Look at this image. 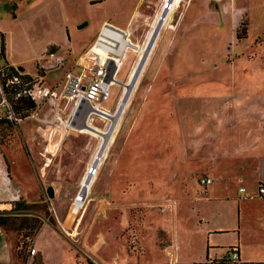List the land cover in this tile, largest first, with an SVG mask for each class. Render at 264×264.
Segmentation results:
<instances>
[{
  "label": "rangeland",
  "instance_id": "374dc122",
  "mask_svg": "<svg viewBox=\"0 0 264 264\" xmlns=\"http://www.w3.org/2000/svg\"><path fill=\"white\" fill-rule=\"evenodd\" d=\"M166 2L0 0V34L4 49L8 41L10 59L23 61L26 69L34 68V57L53 41L43 54L57 51L64 63L51 69L46 80L62 84L67 68L79 71L75 58L91 46L96 50L93 42L102 24L109 23L133 44L104 102L115 112ZM156 31L86 190H81L82 180L93 166L101 133L78 132L72 122L58 145L45 140L43 125L37 130L33 119L19 125L0 120V177L14 193L10 196H19L13 199L21 202L16 213L39 225L37 233L25 237V258L17 259L15 252L23 232L30 231L4 232L12 264L41 258L39 251L29 258L28 248L35 244L45 264H150L176 251V233L180 240L190 238L179 248L188 259L205 252L204 225L223 224L215 231L219 243L234 239L231 226L238 231L241 220L237 200L244 198L236 197L237 177L226 186L233 199L211 203L203 197L207 189L199 178L208 161L204 154L218 142L208 132L218 121L214 111L236 108L246 96L248 103L264 99V0H180L166 9ZM4 58L5 50L0 62ZM50 103L40 118L52 117ZM60 115L66 120L68 111ZM107 123L95 121L102 129ZM48 185L55 188L51 198ZM77 195L84 200L74 208ZM71 211L75 218L67 226Z\"/></svg>",
  "mask_w": 264,
  "mask_h": 264
},
{
  "label": "crops",
  "instance_id": "0c3cea01",
  "mask_svg": "<svg viewBox=\"0 0 264 264\" xmlns=\"http://www.w3.org/2000/svg\"><path fill=\"white\" fill-rule=\"evenodd\" d=\"M244 14L246 15V13ZM50 43H47L43 51L34 57L33 69H26L23 61L10 59L7 52V39L4 59L8 64L26 74L43 75L45 82L48 83L46 78L50 70H43L41 73L38 71L37 64L40 67V57ZM245 98L244 104L236 106V108L227 107L224 112L220 113L217 110L214 111L218 121H215L213 126H209L208 132L211 136H215L218 142L209 146L208 152L204 154L208 161L207 164H202L205 174L201 175L212 178V183L206 187L207 194L203 196L209 203L233 199L232 196L227 195L226 186L228 185L227 181L231 180L230 177L233 175L237 177V181L234 180L238 186L236 197L240 198L244 195V198H241V201L237 200L241 206V220H239V227L238 222L236 224L238 231L234 224L231 226V232L235 233L234 241L231 240L225 244L219 243L215 231L225 228L223 224L204 225L205 252L198 259H188L182 256V251L179 250L180 242L190 241V238L183 235L180 240V235L176 233L174 234L176 238L173 237V241L177 245L176 251L166 253V256L163 255L164 261L150 264H264V196L258 192V186L264 184V99L262 102L248 103ZM200 133L204 139L206 134L202 129ZM240 187H244L245 191L241 192ZM221 188L223 191H220ZM9 192L11 193L7 184L0 177V210H9L13 205L15 200ZM201 221L202 223L206 222V216L204 219L201 218ZM190 227L189 225L186 228V232L190 230ZM35 245H33L35 251H39L42 262L45 264V254ZM230 247L237 248L238 259L235 262L227 259ZM12 253L11 244L0 228V264H12Z\"/></svg>",
  "mask_w": 264,
  "mask_h": 264
},
{
  "label": "built area",
  "instance_id": "2783aa9c",
  "mask_svg": "<svg viewBox=\"0 0 264 264\" xmlns=\"http://www.w3.org/2000/svg\"><path fill=\"white\" fill-rule=\"evenodd\" d=\"M172 7L173 4L168 3V8ZM106 25L110 24L104 23L101 26L93 42V45H99V49L92 50L91 46L83 54L78 55L75 65L80 68L79 71L74 72L72 68H67L62 76V84L59 82L48 84L45 82L44 76L39 74H29L30 77H26V73L22 70L14 66L12 69V65L7 62H0V120L19 125L27 119H33L37 122L39 131L40 125L45 128L48 121L54 122L55 120H59L62 124L64 121L68 122V127L73 122L78 132L91 135H94L93 132L106 133L110 130L112 125L110 118L118 109L123 95L115 112L104 105V102L111 96V85L119 82L117 74L121 65V58L116 52L119 46L118 42L111 37L109 41L100 40V33ZM1 50L2 36L0 34V52ZM124 54L125 50L122 56ZM87 58H90V61ZM83 62H88V65ZM63 63L64 56L58 54L57 51H48L40 58V67L47 71L60 67ZM26 102H29V106ZM48 103L54 104L49 107L52 117L40 118L39 113ZM65 111H68V116L66 120H63L60 112ZM97 119L107 120L105 129L95 124ZM99 137L102 142V137ZM97 165L93 163V166L88 168L87 175L94 174ZM199 182L207 187L212 183V178L200 176ZM239 190L244 192L245 188L240 187ZM258 192L264 196V184L258 186ZM18 197V195L13 196L14 199H18ZM34 253L35 248L31 246L29 258ZM227 259L231 262L237 261L236 247L229 249Z\"/></svg>",
  "mask_w": 264,
  "mask_h": 264
},
{
  "label": "bare ground",
  "instance_id": "6f19581e",
  "mask_svg": "<svg viewBox=\"0 0 264 264\" xmlns=\"http://www.w3.org/2000/svg\"><path fill=\"white\" fill-rule=\"evenodd\" d=\"M179 2H180V0H168V3H172L175 6H179ZM168 3L164 4L165 6L163 8L165 9V11H166V9H170V8H168ZM165 11H163L161 17L159 18V20H158V22L156 24V27H155L154 32H153V36H152V38H150L149 43L147 44V46H146V48H145V50L143 52V55H142V57H141V59L139 61L138 66L136 67V70H135V72H134V74H133V76H132V78L130 80V83L129 84H125L126 90H125V93H124V95H123V97H122V99L120 101L119 107L116 110V112L114 113V116H112L110 118V119H112L111 120L112 125H111L110 130H108L106 133H101L102 142H101V145H99L100 148L98 147V153H97L96 157L93 160L94 165H97L98 159H99L101 153L103 152L104 146L106 145V143H107V141L109 139V136H110L115 124L117 123L119 117L122 114L123 106H124L126 100L128 99V96L130 94L129 92H130V90L132 88V85L134 84V81H135V79H136V77L138 75V72H139V70H140V68H141V66H142V64H143V62H144V60L146 58V55H147L148 51L151 48L152 41L154 40V38L156 36V32H157L156 30H158L159 27L161 26ZM106 27H108V28H106ZM106 27H104L103 30L100 33V40L109 41L110 37L112 39L116 40L118 42V45H119L118 49L116 50V52L118 53L119 58L122 59V57L125 56V55L122 56L123 51L124 50L127 51V47L129 45L132 46L133 44L129 40H127L124 37H122L121 33H119L120 31L117 30L116 28L112 27V29H113L112 30V29H110L111 28L110 26L106 25ZM135 46H133V47L135 48ZM94 48L96 50H98L99 49V45L95 44ZM67 125H68V122H65V121L63 122V124L59 120H55L54 122L48 121L46 127L43 128L42 131H41L42 136L45 138V140H48V139L52 140L53 142H57V144L59 145L61 140H62L61 137L63 138V136L65 134V129H67V127H68ZM99 134L100 133H97V135H99ZM46 151L48 153H53L54 152L53 149H48V148H46ZM89 178H90L89 175H86L83 178L81 190L84 191V190H86L89 187V185H90V179ZM83 197L84 196H78L77 195L76 201H74V208H77L78 205L80 204L81 200L82 201L84 200ZM72 215H73V212L71 211L69 213V215H68L69 218H66V225L67 226H69L70 222L75 218V217H72Z\"/></svg>",
  "mask_w": 264,
  "mask_h": 264
},
{
  "label": "trees",
  "instance_id": "16d2710c",
  "mask_svg": "<svg viewBox=\"0 0 264 264\" xmlns=\"http://www.w3.org/2000/svg\"><path fill=\"white\" fill-rule=\"evenodd\" d=\"M245 20H244V32H245ZM238 37H239V33H237ZM4 44H3V39H2V50L0 52V56H3L4 53ZM13 69V66H12ZM26 77H30L29 74H26ZM26 104L29 106V102H26ZM27 106V107H28ZM21 202L18 201H14L13 202V206L11 209L9 210H0V228L5 232L7 230H20L22 228H26L28 229L30 232H23V236L24 238L22 239L21 244L17 243L18 246V251L15 252L16 258L20 259V258H25V249L27 247V242L25 240V237H28L29 234H35L37 233L38 229H39V225L36 224V222H31L30 221V217L28 218L27 215H19L18 213H16V210L19 209ZM31 248V247H30ZM30 248H28V251L30 250ZM231 248V247H230ZM41 258H34V262L32 264H41ZM91 264H93L92 262H90Z\"/></svg>",
  "mask_w": 264,
  "mask_h": 264
},
{
  "label": "water",
  "instance_id": "95a60500",
  "mask_svg": "<svg viewBox=\"0 0 264 264\" xmlns=\"http://www.w3.org/2000/svg\"><path fill=\"white\" fill-rule=\"evenodd\" d=\"M83 26V24H80L79 27ZM149 42V40H148ZM147 45V44H146ZM54 191H55V188L52 186V185H48L46 187V193L48 195V197H53L54 196Z\"/></svg>",
  "mask_w": 264,
  "mask_h": 264
}]
</instances>
